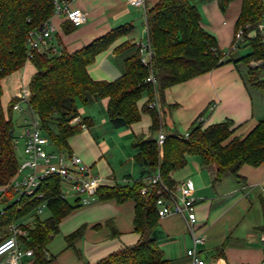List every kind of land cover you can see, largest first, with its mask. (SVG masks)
Wrapping results in <instances>:
<instances>
[{
  "label": "trees",
  "instance_id": "obj_1",
  "mask_svg": "<svg viewBox=\"0 0 264 264\" xmlns=\"http://www.w3.org/2000/svg\"><path fill=\"white\" fill-rule=\"evenodd\" d=\"M225 12L233 0H217ZM242 11L237 20V28L250 24L248 34L261 21L263 0H242ZM198 0H159L146 10L147 38L153 48L152 67L157 78L156 88L146 81L149 68L142 61L139 50L126 59V72L113 81L94 80L87 67L96 56L106 50L119 37L129 33L132 26L122 25L96 38L74 53L61 50L59 54L35 52L28 58L27 35L30 30L41 27L54 14L53 0H0V186H8L15 176L19 159L15 152L12 121L13 107L18 98L14 97L7 111L2 104L3 81L15 71L22 69L30 61L36 68L29 85L30 107L38 114L41 126L50 142L58 149L68 148V138L80 133L82 124L92 125L90 117H82L79 105H89L92 97L107 98V114L114 128L130 127L141 120L142 113L152 116V133L162 125L160 112L145 104L142 109L138 101L144 93L149 100L155 91L161 104L167 88L208 73L224 62L215 38L201 26ZM248 45L251 52L235 63L259 61L249 66L243 78L245 83L264 93V43L263 35L257 31L250 36ZM246 44V43H245ZM121 45L117 50H121ZM76 116L81 122L72 123ZM178 133L168 134L165 143L159 146L154 136L139 134L132 142L136 150V162L148 168L143 175L159 168L163 179L173 184L172 173L187 164V155H196L203 166L215 165L214 180H220L231 173L239 178V170L244 164L254 167L264 163V118L244 137H234L233 121L226 119L204 127L202 123L190 128L187 139H178ZM153 172V173H154ZM152 173V174H153ZM143 178L132 185L115 184L102 186L99 199L115 200L123 204L135 201L134 227L141 237L133 245L125 246L110 253L94 264H166L164 251L160 248L155 234L160 220L154 193L142 195ZM43 198L24 197L21 202L11 201L14 192L8 189L2 200L8 201L4 212H0V242L10 237L8 227L29 214L35 220L32 225L20 224L26 231L20 236L25 248L33 249L29 264H48L46 247L59 232V224L76 208L62 196V180L58 176L48 177L38 189ZM46 200L51 215L39 220L35 214L37 207ZM86 226L83 225L66 235L68 247H74L82 238ZM4 236V237H3ZM90 264V263H86Z\"/></svg>",
  "mask_w": 264,
  "mask_h": 264
},
{
  "label": "crops",
  "instance_id": "obj_2",
  "mask_svg": "<svg viewBox=\"0 0 264 264\" xmlns=\"http://www.w3.org/2000/svg\"><path fill=\"white\" fill-rule=\"evenodd\" d=\"M158 1L145 0L144 9L130 4L129 0H68L71 7L81 8L86 13V21L75 28L64 14L53 15L51 20L57 27L54 42L61 50L74 53L116 27L132 26L129 33L100 52L87 67L94 80L113 81L125 74L126 59L137 53L138 44L147 41L145 10ZM242 5V0H233L222 12L217 0H198L201 26L215 38L224 54V63L166 89L160 115L161 128L167 134L185 133L199 120L207 127L231 119V138L244 137L264 118V93L249 87L243 78L249 66L255 67L260 62H234L251 52L248 41L237 49L238 57L234 55L237 51H231ZM256 33L251 30V37ZM123 44L125 47L117 50ZM35 72V66L28 61L22 69L4 79L3 108L22 85L30 83ZM148 100L149 94L144 93L137 103L139 109ZM107 104V98L92 97L89 105L79 107L80 115L90 117L92 125L68 138L65 151L81 156L90 166L91 176L105 178L104 186L132 185L154 172L143 175L148 168L135 160L134 137L139 134L156 137L158 131L152 133L150 129L152 116L149 112L142 113L141 120L130 127L109 126ZM108 137L110 141L106 140ZM117 150L125 153L126 163L112 161L113 151ZM216 170L215 165L203 166L198 156L187 155V164L171 176L173 184L187 179L194 184L197 227L206 238L199 246L205 264H264V163L257 167L244 164L239 170L241 178L227 173L215 181ZM3 198L0 188V201ZM66 200L76 208L61 220L59 232L47 245L48 264H94L139 241L141 235L134 227L135 201L119 204L115 200H101L99 195L87 205ZM29 218L35 220L34 215L29 214L19 220L20 224H27ZM83 225L86 230L82 238L74 247H68L66 235ZM155 237L164 251L166 264H193L187 254L192 247V235L182 216L171 214L160 219ZM31 258L25 257L23 262L29 264Z\"/></svg>",
  "mask_w": 264,
  "mask_h": 264
},
{
  "label": "built area",
  "instance_id": "obj_3",
  "mask_svg": "<svg viewBox=\"0 0 264 264\" xmlns=\"http://www.w3.org/2000/svg\"><path fill=\"white\" fill-rule=\"evenodd\" d=\"M54 14H64V18L77 28L86 21V13L81 8L71 7L68 0H53ZM129 3L143 7L145 9V0H129ZM264 4V0H263ZM146 15V10H145ZM251 28L250 24L240 26L236 29L234 39L231 45V51L239 49L251 36L247 34L246 29ZM57 27L49 18L41 27L29 31L27 35L28 58H31L35 52L59 54L61 49L54 42V33ZM256 31L263 35L264 43V8L261 21L256 26ZM138 50L142 63L149 68V74L146 81L151 82L156 88L157 78L152 67L153 48L149 40L138 44ZM31 90L28 84L20 87L15 97L19 99L13 109L18 113L30 112L31 116L24 117L22 127L23 133L20 137L13 138L14 147H18L20 139L24 142V150L19 159L17 172L8 186H1L3 193L11 189L14 192L13 201L21 202L24 197L43 198L44 194L38 192L41 184L50 176H58L62 180V186L66 185L68 189L74 192L76 202L79 205H87L99 194L100 187L104 186L105 178L102 176H91L89 174L90 166L86 164L81 156L73 152H67L58 148L50 149L51 142L41 126V120L38 114L30 107L29 100ZM150 109L160 112L161 102L157 91L153 100L147 101ZM214 107V104L211 108ZM81 117L76 116L72 123L81 122ZM199 120L198 123H202ZM86 124H82V129H86ZM168 134L160 128L157 132V143L162 146ZM190 136V130L185 133H178V139H187ZM144 185L141 187V194L156 195V208L160 219L171 214L182 216L189 232L192 235V247L188 249L187 254L192 259L193 264H205L202 252L199 246L206 240L205 235L200 233L197 227V201L194 196L195 187L191 180H183L174 184L167 183L159 170L142 179ZM264 190V188H263ZM62 196L66 199L65 194ZM48 202L44 200L36 209L35 214L42 213L47 207ZM6 207V206H5ZM0 212H4V209ZM19 225H12L11 230H15ZM22 228L17 229V233L10 235L0 242V264H25V257L31 258L33 249L25 248L22 245L20 235Z\"/></svg>",
  "mask_w": 264,
  "mask_h": 264
},
{
  "label": "rangeland",
  "instance_id": "obj_4",
  "mask_svg": "<svg viewBox=\"0 0 264 264\" xmlns=\"http://www.w3.org/2000/svg\"><path fill=\"white\" fill-rule=\"evenodd\" d=\"M235 51H237V53H235L234 55H235L236 57H238V56L240 55V52H238L239 50H235ZM262 77H264V73H263ZM5 103H6V104H5ZM5 103H4V108H5L6 111H7V108H8V105H9V104H8V102H5ZM79 107H80V108H81V107H84V108H85V106H84V105L81 106V104L79 105ZM29 115L31 116V113L28 112V111H27V113H24V114L13 111V114H12V118H13V119H12V121H13V124H14V130H13V137H14V138L20 137L21 134L23 133V131H24V128L22 127L23 119H24L25 116L28 117ZM108 120H109V119H108ZM100 121L102 122L103 119L101 118V120H100V116H99V122H100ZM107 122H108V124H109V126H110L109 121H107ZM106 140L110 141V138L108 137ZM49 148H50V149H53V150H56V149H55L56 147H55L52 143H51V145L49 146ZM23 150H24V142H23V140L20 139V142H19V144H18V147L15 148V152H16V155H17L18 159H20ZM120 152H121V151H120ZM120 152H119V150H117V151H113V157H111L112 161H113V162H116V163H119L120 160H123V161H125V163H126V161H127V160H126L127 157L124 156L125 153H120ZM62 192L65 194V197H66L70 202H72V203L76 202V198H75V196H74V192H72L70 189H68V187H67L66 185H63V186H62ZM11 201H13V199H12ZM7 203H8V201H5V200H1V201H0V211H2V210L4 209V207L7 205ZM50 213H51V212H50L49 208H46L42 213L37 214L36 216L38 217L39 220H45L47 217L50 216ZM24 221H26V220L23 219V222H24ZM27 221H28V222H27ZM27 221H26L27 224H29V225L31 226L33 221H32L30 218H29V220H27ZM29 221H30V222H29ZM20 222H22V221H18V222H16L14 225L18 226V225L20 224ZM17 229L19 230L20 227H16L15 230H14V229L11 230V225L8 227V231L11 232L12 234H15V233L18 234ZM21 231H22V233H21L20 236H24V235L26 234V231L23 230V229H22ZM12 234H11V235H12ZM3 237H4V236H3ZM6 238H7V236L4 237L3 240L6 239ZM3 240H2V241H3ZM23 247H24V246H23ZM0 262H1V261H0Z\"/></svg>",
  "mask_w": 264,
  "mask_h": 264
},
{
  "label": "water",
  "instance_id": "obj_5",
  "mask_svg": "<svg viewBox=\"0 0 264 264\" xmlns=\"http://www.w3.org/2000/svg\"><path fill=\"white\" fill-rule=\"evenodd\" d=\"M11 134L13 133V130H11V132H10Z\"/></svg>",
  "mask_w": 264,
  "mask_h": 264
}]
</instances>
